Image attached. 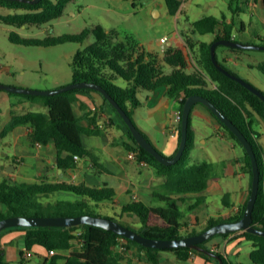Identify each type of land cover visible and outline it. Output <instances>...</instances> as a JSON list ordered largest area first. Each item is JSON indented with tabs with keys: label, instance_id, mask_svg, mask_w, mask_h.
<instances>
[{
	"label": "trees",
	"instance_id": "1",
	"mask_svg": "<svg viewBox=\"0 0 264 264\" xmlns=\"http://www.w3.org/2000/svg\"><path fill=\"white\" fill-rule=\"evenodd\" d=\"M72 0H40L30 3L22 0H0L1 6L22 9L21 12L0 13V22L11 26L40 25L63 14L64 8ZM168 12L176 15L181 11L182 0H165ZM246 0H229V9L239 11L245 6ZM234 21L227 22L226 15L220 17L205 15L192 21L187 34H182L189 51H194L193 63L188 52L181 46L169 44L163 48L162 57L158 52L147 49L131 34H125L119 39L114 29L106 30L102 25L95 24L84 27L78 33L47 36L43 39L20 36L11 31L8 38L11 42L33 44L40 46L56 45L68 41L84 42L89 35L94 41L77 49L71 60L72 81H89L101 85L131 116L132 110L139 105L136 96L138 89L154 90L164 86L167 96L177 100L180 112L186 98L191 94H201L209 98L227 117H229L245 134L256 154L259 169L260 183L258 195L252 211V224L264 229V165L262 160L263 148L257 139L258 132L253 128L250 119L251 113H257L264 122V101L237 80L229 77L218 69L211 59L210 45L220 38H233ZM220 26V27H219ZM212 34L210 41L197 39L192 34ZM237 40V39H236ZM258 44H264L259 40ZM224 48L230 51L246 52L252 48H239L219 44L216 46L218 62L233 72L225 65V60H220L217 50ZM264 51L263 49H255ZM193 65L192 68L189 67ZM166 65L171 70L166 71ZM264 73V59L249 64ZM235 73V72H233ZM236 74V73H235ZM118 77L126 81L125 86L117 85L114 80ZM1 89V88H0ZM97 89L81 87L65 90L51 95H42L46 101L47 113L27 110L14 114L10 123L0 131L4 135L17 123H30L29 137L33 141L47 143L52 141L56 147V161L61 168L75 166L74 155L78 157L91 156L92 152L82 141L85 128L80 116L74 111L75 94ZM107 102V98L99 92ZM33 97L34 94L23 93ZM110 104V103H109ZM111 105V104H110ZM111 107L117 110L111 105ZM126 133L130 139L129 150L136 152L138 161L145 160L153 165L156 170L164 175L166 191H154L150 203L132 200L121 206L119 213L107 216L115 219L127 227L151 238H179L196 234L207 227L222 221L239 219L246 207L245 202L239 209L224 217H210L202 230L183 229L185 213L182 205L177 200H184L182 194L199 192L207 186L210 164L199 162L189 164V152L194 146V134L188 125L186 147L180 159L170 165L159 162L153 154L137 143L132 132L122 117L119 115ZM227 135L243 149V163L246 172L252 179L250 157L243 144L235 134L222 123ZM181 134V128L179 137ZM70 190L79 194L80 199L43 200L56 190ZM114 190L106 184L101 187L88 186L83 183L73 184L65 181L58 182H10L7 179L0 181V218L10 215H101L90 206L93 201L96 205L110 199ZM195 205H189L193 209ZM104 216V215H103ZM10 228H23L24 249L31 250L35 245L44 247L47 252L56 250L52 255L53 260L63 259V264H121V260L129 258L134 251L140 250V259L149 264H161L159 252L173 251L179 261H186L192 254H199L218 264V260L203 252L187 246L156 248L144 246L135 240L124 237L112 230L88 223L71 226H11L0 230V233ZM78 231V233H76ZM231 232L217 233L200 245L208 247L207 243L217 235H226ZM248 240L253 241L254 247L250 251L253 264H264V235L249 231H242ZM79 238L81 249L70 250L73 240ZM124 238L126 250L119 249V238ZM69 252L66 254L65 252ZM212 250V249H211ZM214 251V250H213ZM223 264H231L228 258L218 251ZM24 250L19 251V264L24 263ZM0 264H5L0 255Z\"/></svg>",
	"mask_w": 264,
	"mask_h": 264
},
{
	"label": "crops",
	"instance_id": "2",
	"mask_svg": "<svg viewBox=\"0 0 264 264\" xmlns=\"http://www.w3.org/2000/svg\"><path fill=\"white\" fill-rule=\"evenodd\" d=\"M1 7L11 10L6 13L22 11V9ZM245 7L254 17L256 24L264 23V0H246ZM179 13H182V8ZM226 21H234L232 33L235 39L236 34L248 30L243 20L240 21L239 28L237 22L232 18L226 16ZM190 26L186 33L191 32ZM252 35V39L239 41L257 43L259 40H264V35L257 32H253ZM212 37L203 40L210 41ZM218 54L221 59L225 60V63H233L246 71L255 67L249 66L253 62L242 63L241 58L253 59L254 63L264 59L252 57L247 53L244 56L240 52L224 48L218 49ZM20 67V74H13L11 68H8L1 73L0 80L12 85L37 87L38 89H54L72 80V75L67 80L57 76L44 78L26 75L27 67L22 63ZM34 95L29 97L23 93L0 89V131L10 123L14 114H20L27 110L47 113L48 108L44 97L40 94ZM173 101L174 105L169 109V116L165 115L162 121L155 118V112L152 113V117L150 114L146 118L142 117L145 121L147 119V125L137 124L132 115L134 110L140 106V100L131 115L136 126L165 156L174 155L180 141L181 112L177 100L173 99ZM147 102L148 98H146ZM73 106L76 115L81 117L85 128L82 133V141L91 150L92 155L74 157L75 166L61 168L56 161L55 144L52 141L41 143L31 140L29 137L31 124L17 123L0 136V181L3 179L12 183L65 181L94 187L106 184L114 190V194L110 199L102 202L110 206L114 214L119 213L121 206L132 200L150 203L154 191H166L164 175L160 174L149 162L129 157L128 154L132 150L128 148L130 139L126 128L119 115L99 92L76 93ZM250 119L253 128L258 132L257 139L263 148L264 165V122L262 121L260 124L256 120L258 126H254V113H251ZM190 125L194 134V146L189 152L188 163L208 162L210 170L205 189L195 193L182 194L184 200H181L180 205L184 204L186 208L189 205H195L185 215L187 227H183V229L202 230L210 217L228 216L247 202L251 181L244 168L243 149L227 135L218 118L200 102L194 103L191 107ZM215 175H219L220 178L216 179ZM50 197H54L53 202L56 200L74 201L80 199L81 196L73 191L60 189L43 196L42 199L48 200ZM99 203L96 205L91 201L89 204L93 209H96L99 207ZM241 232L217 235L207 245L210 249L223 254L231 264H253L250 259V251L254 247L253 241L245 238ZM24 233L23 228H10L0 233V255H2L5 264L18 262L19 251H26L24 249ZM79 249H81V241L77 237L73 240L70 250ZM29 251L31 255L24 259H31L34 253H38L42 258L39 264H63L64 262L63 259L53 260L52 255L48 254L42 246L35 245ZM68 252L69 250L65 253ZM139 254H142V251L136 249L134 254L129 255V258L121 260V264H149L141 260ZM159 257L161 264H216L199 254H192L184 262L179 261L173 251H160Z\"/></svg>",
	"mask_w": 264,
	"mask_h": 264
},
{
	"label": "rangeland",
	"instance_id": "3",
	"mask_svg": "<svg viewBox=\"0 0 264 264\" xmlns=\"http://www.w3.org/2000/svg\"><path fill=\"white\" fill-rule=\"evenodd\" d=\"M228 3L229 0H182V13L172 15L168 12L165 0H72L66 4L60 17L40 25L15 27L0 22V75L8 68H11L13 74H20L22 63L28 69L25 72L26 75L44 78L57 76L67 80L71 76L70 64L73 53L94 41L93 35H89L82 43L68 41L50 46L22 44L9 40L8 35L11 31H15L23 37L43 39L47 36L78 33L84 27L100 24L106 30L114 29L119 39H122L125 34L133 35L147 49L158 52L161 57L165 44L170 43L181 46L188 52L192 63L195 57L194 51H189L182 34H187V29L192 21L202 16L212 14L220 17L225 14L228 18H232L237 22L238 28L240 27V21L243 20L248 30L236 34L237 40L252 39L253 32L264 35V23L256 24L254 17L245 6H241L239 11H235V4L232 5L234 8L232 10L229 9ZM0 12L6 13L11 12V10L0 6ZM192 36L207 40L212 37V34L196 33ZM240 53L244 56L247 53L258 59L264 58V51L260 50L251 49ZM217 55L222 60L218 50ZM245 61L255 62V60L253 61V59L247 57L241 58L242 63ZM225 65L239 77L264 91L263 72L257 68H249L247 71L242 70L240 66L230 62H226ZM192 66L191 64L188 70ZM170 70L171 66L166 65V71L169 72ZM0 82L3 81L0 80ZM114 82L120 86L126 85V81L120 77L115 79ZM28 88L38 89L37 87ZM165 90L166 88L161 86L154 90L141 88L137 91V97L141 104L134 110L132 115L137 124L147 125V119L145 121L142 117L146 118L149 114L152 117V113L155 112V118L160 119L159 121H162L165 115L169 116V109L174 105V101L167 96ZM146 98H148L147 103ZM254 120V126H258L256 120L262 124V119L257 113L254 114ZM215 178L219 179L220 176L215 175ZM48 200L52 201L54 197H50ZM96 210L101 215L115 217L111 207L103 202L99 203ZM182 210L185 215L189 212L184 204H182ZM18 258H20L19 253ZM41 259L38 253H34L31 259L25 258L23 264H39ZM11 264H19V261H14Z\"/></svg>",
	"mask_w": 264,
	"mask_h": 264
},
{
	"label": "water",
	"instance_id": "4",
	"mask_svg": "<svg viewBox=\"0 0 264 264\" xmlns=\"http://www.w3.org/2000/svg\"><path fill=\"white\" fill-rule=\"evenodd\" d=\"M28 1L30 3H36L40 0H22ZM219 44L239 47V48H252V49H263L264 44L251 43L239 41L236 39L220 38L213 41L210 45L211 59L215 66L223 71L229 77L237 80L254 94L258 95L264 101V91L254 86L249 81L239 77L237 74L229 71L227 68L222 66L216 58V46ZM166 45H164L165 47ZM88 87L97 89L107 98L108 102L117 110L119 115L122 117L124 122L129 127L132 135L138 144L145 148L148 152L154 155V157L161 163L170 165L176 163L186 147L187 135H188V125H189V115L191 107L194 103L200 102L205 105L224 125H226L243 144L247 153L250 157L252 179H251V189L250 195L246 203V207L242 216L233 221H222L215 223L206 229L193 234L187 235L179 238H151L147 237L140 232L127 227L121 222L103 215H93V214H78V215H10L0 218V230L11 227V226H71L81 223H88L92 225L101 226L103 228L112 230L124 237L130 238L137 241L138 243L156 248H166V247H178L187 246L193 248L197 251L203 252L207 255H211L218 260V264H223L222 258L215 253L210 248L200 245L204 240L209 239L211 236L217 233L224 232H235V231H249L259 235H264V229L258 228L252 224V211L254 207L255 200L258 195L259 183H260V169L256 154L251 145V142L245 136V134L240 130V128L227 117L209 98L201 94H191L189 95L182 107L181 111V134L178 148L174 155L165 156L162 154L152 143L147 139V137L142 133V131L133 122L131 116L122 108L119 103L104 89L101 85L89 82V81H72L66 85L54 89H33L28 87H22L12 84H7L0 82V88L5 89L10 92L15 93H27V94H40V95H51L65 90L73 88ZM180 204L181 200H177Z\"/></svg>",
	"mask_w": 264,
	"mask_h": 264
},
{
	"label": "built area",
	"instance_id": "5",
	"mask_svg": "<svg viewBox=\"0 0 264 264\" xmlns=\"http://www.w3.org/2000/svg\"><path fill=\"white\" fill-rule=\"evenodd\" d=\"M128 155L131 158H136V152L135 151H130ZM74 157L77 158V155H75ZM123 242H124V238H122V237L119 238V246L118 247L120 250H126V246L123 244ZM55 253H56V250H54V249H50L48 251V254H50V255H53ZM30 255H31V252L29 250H26L23 254L24 257H28Z\"/></svg>",
	"mask_w": 264,
	"mask_h": 264
}]
</instances>
